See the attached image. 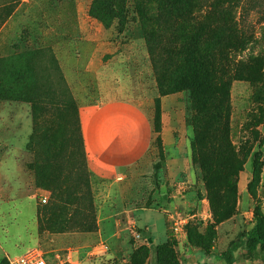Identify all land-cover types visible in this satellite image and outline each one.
Wrapping results in <instances>:
<instances>
[{
	"label": "rangeland",
	"instance_id": "rangeland-1",
	"mask_svg": "<svg viewBox=\"0 0 264 264\" xmlns=\"http://www.w3.org/2000/svg\"><path fill=\"white\" fill-rule=\"evenodd\" d=\"M124 2L0 0V264L32 247L51 264H226L234 244L233 264H264V250L243 247L254 212L264 215V101L252 102L261 85H231L230 140L243 163L232 212L233 195H208L192 163L188 95L159 94ZM236 20L254 37L233 60H264V0L241 3ZM110 102L140 109L152 131L159 116L160 142L152 135L138 163L104 179L88 165L82 112Z\"/></svg>",
	"mask_w": 264,
	"mask_h": 264
},
{
	"label": "trees",
	"instance_id": "trees-1",
	"mask_svg": "<svg viewBox=\"0 0 264 264\" xmlns=\"http://www.w3.org/2000/svg\"><path fill=\"white\" fill-rule=\"evenodd\" d=\"M131 1L147 41L159 94L188 95L186 127L193 130L192 163L203 172L208 195H233L234 212L236 180L243 163L230 140L232 83L261 85L254 90L252 102L264 101V60L259 56L233 60L253 42L252 33L240 28L236 20L237 9L249 0H153L150 9L139 0ZM159 118L156 115L152 121L156 142H160ZM252 151L248 149L243 161ZM260 175L256 153L252 156L250 192L259 184ZM253 222L243 244L250 254L264 250V215L258 209ZM241 247L234 244L223 255L226 264L234 263V250Z\"/></svg>",
	"mask_w": 264,
	"mask_h": 264
},
{
	"label": "crops",
	"instance_id": "crops-1",
	"mask_svg": "<svg viewBox=\"0 0 264 264\" xmlns=\"http://www.w3.org/2000/svg\"><path fill=\"white\" fill-rule=\"evenodd\" d=\"M82 124L89 168L104 179L113 178L121 169L134 166L152 143L148 117L127 103L110 102L83 111ZM159 213L165 214L164 210ZM164 224L167 235L166 222ZM206 262L220 264L216 257L208 258Z\"/></svg>",
	"mask_w": 264,
	"mask_h": 264
},
{
	"label": "built area",
	"instance_id": "built-area-1",
	"mask_svg": "<svg viewBox=\"0 0 264 264\" xmlns=\"http://www.w3.org/2000/svg\"><path fill=\"white\" fill-rule=\"evenodd\" d=\"M45 202V198L43 200ZM177 228H175V231ZM107 248L103 246L94 254L99 255L105 252ZM8 264H51L48 260L46 252L40 247H32L19 256L8 258Z\"/></svg>",
	"mask_w": 264,
	"mask_h": 264
},
{
	"label": "water",
	"instance_id": "water-1",
	"mask_svg": "<svg viewBox=\"0 0 264 264\" xmlns=\"http://www.w3.org/2000/svg\"><path fill=\"white\" fill-rule=\"evenodd\" d=\"M152 241H151V239H149V243H151Z\"/></svg>",
	"mask_w": 264,
	"mask_h": 264
}]
</instances>
